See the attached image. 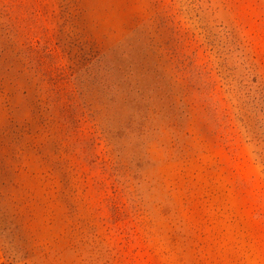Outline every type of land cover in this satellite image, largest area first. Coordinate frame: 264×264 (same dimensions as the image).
I'll list each match as a JSON object with an SVG mask.
<instances>
[{"label":"rangeland","instance_id":"rangeland-1","mask_svg":"<svg viewBox=\"0 0 264 264\" xmlns=\"http://www.w3.org/2000/svg\"><path fill=\"white\" fill-rule=\"evenodd\" d=\"M0 264H264V0H0Z\"/></svg>","mask_w":264,"mask_h":264}]
</instances>
